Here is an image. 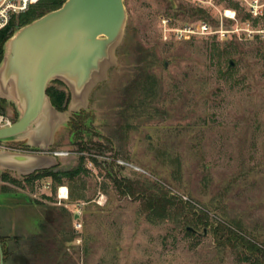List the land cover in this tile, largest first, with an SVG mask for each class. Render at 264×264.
Returning <instances> with one entry per match:
<instances>
[{"label":"rangeland","instance_id":"rangeland-1","mask_svg":"<svg viewBox=\"0 0 264 264\" xmlns=\"http://www.w3.org/2000/svg\"><path fill=\"white\" fill-rule=\"evenodd\" d=\"M125 4L124 39L116 63L82 107V138L62 126L50 149V154L63 153L55 167L59 171L85 156L88 172L61 182L69 198L59 197L61 185L51 177L31 185L25 176L1 169L17 183L0 177V191L24 193L30 205L46 212V221L39 218L42 228L22 215L27 227L18 231L22 236L11 227L0 229L14 249L8 264H20L33 247L31 234L44 232L45 264H250L233 248L218 244L212 226L231 223L264 247V7L256 17L247 0ZM182 6L202 7L208 14L191 15ZM203 23L208 32H202ZM226 47L231 53L219 62ZM146 54L154 60L148 65L158 92L147 112L132 113L129 86ZM232 69L233 75L225 72ZM50 86L69 92L57 81ZM4 105L13 118L15 108L7 101ZM131 113L135 117L130 119ZM27 148L25 141H0V149ZM72 186L82 198H70ZM163 188L182 213L176 206L167 219L150 212L149 192ZM16 196L15 203L25 204L22 195ZM199 216L208 226L194 222Z\"/></svg>","mask_w":264,"mask_h":264},{"label":"water","instance_id":"water-1","mask_svg":"<svg viewBox=\"0 0 264 264\" xmlns=\"http://www.w3.org/2000/svg\"><path fill=\"white\" fill-rule=\"evenodd\" d=\"M127 18L125 0H66L17 28L6 40L0 99L15 108L17 119L0 128V141H25L29 150L0 149V172L28 176L59 164L63 153L50 154L56 132L85 110L91 91L116 63ZM234 65L230 60L229 68ZM53 81L69 91L65 110L55 107L47 92ZM0 264H5L1 241Z\"/></svg>","mask_w":264,"mask_h":264},{"label":"trees","instance_id":"trees-1","mask_svg":"<svg viewBox=\"0 0 264 264\" xmlns=\"http://www.w3.org/2000/svg\"><path fill=\"white\" fill-rule=\"evenodd\" d=\"M66 0H40L38 3L31 5L30 8L13 17L10 24L0 31V61L3 56V46L6 40L13 34V32L27 24L33 21L34 19L44 15L45 13L57 9L62 6V4ZM239 3H236V7H239ZM182 8H185L191 12V15H200L205 16L207 15V11L202 7H187L182 6ZM231 51L229 48H224L223 50H220L218 54V61L221 62L222 59L225 57H228V54H230ZM151 55L146 54L144 57L141 58V60L144 62V65L141 68V72L137 74L135 80L130 84V91L132 92V97L130 98V107H133L132 113L134 112H147V109H149V103L153 101L152 99L157 94V81L152 76V74L149 71V65L148 63H153V57L152 60L149 59ZM235 69L232 70H226L225 72L228 75H233ZM59 84L63 85V83L57 81ZM48 94L50 95L52 102L55 107H57L59 110H65L68 106L69 100H70V94L65 89L55 86L48 87L47 90ZM5 100L0 99V113H6V105H4ZM130 109V108H129ZM131 110V109H130ZM86 111L82 110L81 112L75 114V116L69 121L68 127L71 129L72 132L75 133L77 138H82V132L84 130L85 124H84V118L83 115ZM131 113V114H132ZM125 117V115H124ZM135 117V115H130V119ZM14 121L17 119V113L13 117ZM125 120H129V118H125ZM124 122V121H123ZM131 125V124H130ZM82 144V143H81ZM81 149H85V144L83 143L81 145ZM85 159L84 155H81L79 164L75 165L74 167L59 171L55 170L56 168L46 169L42 171H38L34 174L25 176L27 181L30 182L31 185H33L37 180L43 179L46 177H51L56 183L61 185V182H63V179L65 177H68L71 180H74L78 177L81 173L88 172L87 169L84 167L83 161ZM0 177L11 181L12 183H17V180L15 178H12L8 172L0 173ZM74 187L72 186V190L70 191V198L72 200L80 199L83 196V193L81 192H75ZM147 188L144 187V190L146 191ZM150 197L147 201V207L160 217L161 219H167L173 214L174 207L177 208L178 213H182L183 207L180 205H176L175 200L168 196L167 192L164 190H160L158 193L156 192H149ZM176 212V213H177ZM206 216H209L208 213L203 211ZM184 214V212H183ZM185 217L188 218V214H184ZM187 215V216H186ZM191 219V218H190ZM188 220V222L191 220ZM194 218V222L198 224L196 221H200L204 223V218L202 216ZM196 220V221H195ZM192 223V222H191ZM206 226H208L209 222H205ZM187 231L189 233H194V231L187 228ZM212 231L215 235L216 241L221 246L225 247H231L234 250L239 253L240 258L244 261L250 262V264H264V247L261 246L258 242L248 238L246 235L241 233L239 229L232 225L231 223L220 221L217 225L212 226ZM7 239L4 236L0 235V241L3 244V252H4V263H9V258H11L13 254V247H10V243L6 241ZM42 240V239H41ZM38 249L35 251H30V253L27 251L24 256L20 259V264H29L30 263V256L29 254H39V259L45 258L46 255H43L44 250L42 248L41 241L38 240ZM35 252V253H34ZM16 256L14 257L13 261H16ZM40 262L36 264H41ZM15 264V263H14Z\"/></svg>","mask_w":264,"mask_h":264},{"label":"crops","instance_id":"crops-1","mask_svg":"<svg viewBox=\"0 0 264 264\" xmlns=\"http://www.w3.org/2000/svg\"><path fill=\"white\" fill-rule=\"evenodd\" d=\"M18 194L20 196L22 195L23 198L26 199L25 204L24 203L18 204V203H15L13 201L12 197H14V195L19 196ZM18 194H14L13 191H9V190L0 191V229H7V228L9 229L11 227V229L13 228L17 231L16 235L22 236L23 234L20 232H23L22 230L27 228L26 226L24 227L21 224L22 218H23L22 215L24 216V214H27L28 218H30V216H31L30 221L37 224L39 222V218L41 219V217H43V222L46 221V217H45L46 212L43 210V208H40L37 205H30L29 203L31 202V199L28 195H26L24 193H22V194L18 193ZM6 196H7L8 200L2 202L3 200H5ZM42 205H45V204H42ZM23 206H25L26 209L24 208L25 209L24 211H20L19 209L22 208ZM35 207L37 210L34 209V213H31V209L35 208ZM49 219H50V216H49ZM14 222L16 223V226H15ZM39 223H40V228H42V221ZM19 230H20V232H18ZM30 237H32V240L30 239V241L33 242V245H32L33 247L31 250L35 251L36 249H38V246H37L38 240L42 239L44 241L45 232H44V234L32 233ZM46 257L47 256H45V258L42 259V262H44V264L46 263ZM59 257H60V255L57 256V260H59ZM36 258L37 259L30 257V260H29L30 263L29 264H36V262L38 263L40 260L38 257H36Z\"/></svg>","mask_w":264,"mask_h":264},{"label":"built area","instance_id":"built-area-1","mask_svg":"<svg viewBox=\"0 0 264 264\" xmlns=\"http://www.w3.org/2000/svg\"><path fill=\"white\" fill-rule=\"evenodd\" d=\"M40 0H0V31L6 28L13 17L27 11L31 5L38 3ZM250 11L256 16L262 15V8L264 7V0H247ZM233 18L236 17V12H232ZM173 30V29H172ZM202 32H208L209 26L206 23L201 25ZM177 31V29H175ZM14 123V119L6 113H0V128L10 126ZM62 185L58 188L59 197L64 200L69 198V190L67 197L61 196ZM68 189V187H67ZM81 227L80 224L77 228Z\"/></svg>","mask_w":264,"mask_h":264},{"label":"bare ground","instance_id":"bare-ground-1","mask_svg":"<svg viewBox=\"0 0 264 264\" xmlns=\"http://www.w3.org/2000/svg\"><path fill=\"white\" fill-rule=\"evenodd\" d=\"M229 14H232L231 11H227ZM68 192V189H67V186H62V189H61V196L62 197H67V193Z\"/></svg>","mask_w":264,"mask_h":264},{"label":"flooded vegetation","instance_id":"flooded-vegetation-1","mask_svg":"<svg viewBox=\"0 0 264 264\" xmlns=\"http://www.w3.org/2000/svg\"><path fill=\"white\" fill-rule=\"evenodd\" d=\"M69 128V127H68ZM74 133V132H73ZM28 149V148H27ZM23 151H28V150H23Z\"/></svg>","mask_w":264,"mask_h":264}]
</instances>
